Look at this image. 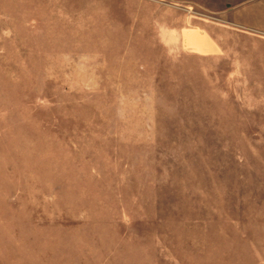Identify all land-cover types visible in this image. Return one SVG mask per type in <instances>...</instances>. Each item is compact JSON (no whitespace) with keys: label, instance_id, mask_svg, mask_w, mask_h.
<instances>
[{"label":"rangeland","instance_id":"1","mask_svg":"<svg viewBox=\"0 0 264 264\" xmlns=\"http://www.w3.org/2000/svg\"><path fill=\"white\" fill-rule=\"evenodd\" d=\"M219 1L0 0V264H264V0Z\"/></svg>","mask_w":264,"mask_h":264},{"label":"crops","instance_id":"2","mask_svg":"<svg viewBox=\"0 0 264 264\" xmlns=\"http://www.w3.org/2000/svg\"><path fill=\"white\" fill-rule=\"evenodd\" d=\"M241 1V0H240ZM194 3H199L201 4L203 7H209V5H211L212 3H218V4H225L226 1H224V3L220 2L219 0H158V9H165V8H188L190 5L194 4ZM167 13L165 12H159L158 13V24H160V27L162 26H168V27H173V24H176L174 20H170L169 18V11L170 10H166ZM164 14V15H163ZM236 18H238V20H240L241 22H249L250 21V17L247 13L242 12H236L235 15ZM173 23V24H172ZM253 23V22H251ZM172 29V28H171ZM168 37H166L164 34L163 35H158V39L163 41L168 39ZM164 42V41H163Z\"/></svg>","mask_w":264,"mask_h":264}]
</instances>
